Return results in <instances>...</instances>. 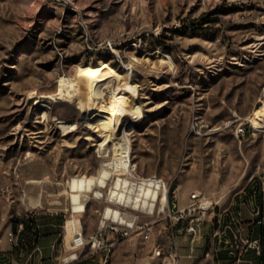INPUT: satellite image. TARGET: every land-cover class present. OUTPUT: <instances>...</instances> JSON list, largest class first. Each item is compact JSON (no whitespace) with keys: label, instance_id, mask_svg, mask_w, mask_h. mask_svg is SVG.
<instances>
[{"label":"rangeland","instance_id":"1","mask_svg":"<svg viewBox=\"0 0 264 264\" xmlns=\"http://www.w3.org/2000/svg\"><path fill=\"white\" fill-rule=\"evenodd\" d=\"M104 66L138 92L140 118L125 119L131 179L171 184L181 206L200 193L224 207L264 175V0H0V234L13 218L64 212L87 238L117 208L107 194L127 174L70 211L69 181L97 175L112 147L100 146L78 91L58 94L61 79L78 88L83 70ZM114 246L115 264L132 259L125 242Z\"/></svg>","mask_w":264,"mask_h":264},{"label":"crops","instance_id":"2","mask_svg":"<svg viewBox=\"0 0 264 264\" xmlns=\"http://www.w3.org/2000/svg\"><path fill=\"white\" fill-rule=\"evenodd\" d=\"M71 220H67L64 212H41L17 218L13 228L10 221L0 234V264H115L113 256L118 246L98 250L71 245L68 240ZM263 226L264 175L249 179L224 207H215L199 227L194 243L191 244L189 238L179 237L180 262L264 264ZM80 228L82 231L81 223ZM214 231H218L220 237H214ZM246 239L258 240L260 252L249 249L238 255L234 244ZM127 247L132 259L124 264H157L160 261L151 258L148 246ZM217 253L223 257L218 259Z\"/></svg>","mask_w":264,"mask_h":264},{"label":"bare ground","instance_id":"3","mask_svg":"<svg viewBox=\"0 0 264 264\" xmlns=\"http://www.w3.org/2000/svg\"><path fill=\"white\" fill-rule=\"evenodd\" d=\"M132 61L136 60L132 59ZM162 61L169 64L166 55L162 56ZM118 79L119 75L107 66L98 71L83 70L78 88L72 82L63 78L59 82L58 94L64 96V98L72 99L76 95H72L71 92L78 91L77 108L87 117L95 112L91 121H94L97 131L104 132V138L100 142V146L103 149H107L109 146L112 147L111 159L101 163L97 175L72 178L69 181L70 211L76 214L84 212V205L81 202L82 193H92L95 198H100L103 196L101 190L106 188L107 181L111 176L115 173H122L127 174L130 180L119 176L115 177L107 194L108 202L116 200L115 204L119 205L121 203L122 209H111L109 207L104 209L101 221L112 220L130 223L132 215L125 211L126 209L145 212L146 214L152 212L159 182L151 179L148 182L149 185H142L131 179L133 177L131 174V155L127 128L132 121L125 122V119L127 117L140 118L139 109L135 104L138 92L136 86L130 83H126L121 87L115 86L114 81ZM64 89L67 90L66 94L62 93ZM54 96L52 93H47L41 95L40 98L52 99ZM45 117L46 114H43V118ZM57 123L63 132L68 128H74V124H66L62 121ZM123 209L124 211H122ZM70 231L71 234L68 240L71 241L72 245L76 234L82 232L78 219L71 220ZM157 264H160V261Z\"/></svg>","mask_w":264,"mask_h":264},{"label":"built area","instance_id":"4","mask_svg":"<svg viewBox=\"0 0 264 264\" xmlns=\"http://www.w3.org/2000/svg\"><path fill=\"white\" fill-rule=\"evenodd\" d=\"M151 179L159 182L151 213L146 214L126 209L125 211L132 215L130 223L112 220L100 221L96 233L87 238L83 232L78 233L72 245L76 247L88 246L90 249L98 250L108 249L120 242H125L129 247H136L139 244L141 247L148 245L149 255L153 260H160V264H181L179 237L189 238V242L194 243L199 227L213 213L215 204L200 193H190L187 203L181 206L178 202L177 189L172 188L171 184L157 179L156 176L136 177L133 180L137 184L149 185L148 182ZM120 204H115L118 209H122ZM141 213L156 217L159 227L156 228L153 224L140 221ZM107 232H112L116 236L113 241H108ZM220 235L218 231L213 233L214 237H220ZM234 246L238 255L249 249L258 252L261 250L258 240H240ZM230 254L233 255V252Z\"/></svg>","mask_w":264,"mask_h":264},{"label":"trees","instance_id":"5","mask_svg":"<svg viewBox=\"0 0 264 264\" xmlns=\"http://www.w3.org/2000/svg\"><path fill=\"white\" fill-rule=\"evenodd\" d=\"M201 24H202V22L201 23H192L191 25L193 26V27H195V29H201L202 27H201ZM17 224V219H12V221H11V226H12V228L14 227V225H16ZM263 230H264V226H263ZM263 234H264V231H263Z\"/></svg>","mask_w":264,"mask_h":264}]
</instances>
